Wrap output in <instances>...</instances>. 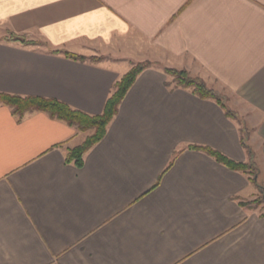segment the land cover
<instances>
[{
  "label": "crops",
  "instance_id": "crops-1",
  "mask_svg": "<svg viewBox=\"0 0 264 264\" xmlns=\"http://www.w3.org/2000/svg\"><path fill=\"white\" fill-rule=\"evenodd\" d=\"M98 52L113 63L63 55ZM127 60L186 71L237 119L154 65L78 167L83 133L0 105V264H264L241 205L264 191V0H0V93L98 116Z\"/></svg>",
  "mask_w": 264,
  "mask_h": 264
},
{
  "label": "trees",
  "instance_id": "trees-1",
  "mask_svg": "<svg viewBox=\"0 0 264 264\" xmlns=\"http://www.w3.org/2000/svg\"><path fill=\"white\" fill-rule=\"evenodd\" d=\"M8 41L19 42L23 45H30L23 39L15 36H10ZM63 55L66 58L72 59L74 61L86 62V60L81 56H75L69 53H64ZM151 67H153V65L150 63L136 66L131 71L122 76L119 81L114 84L112 92L105 103L103 112L98 116H89L77 110H73L56 100L37 97H19L4 93H0V105L8 107L11 110V114L18 120L22 119L25 114L40 112L47 115L50 119L58 120L64 122L70 127H74L81 133L92 132V135L89 136L80 146L71 149L68 153V162H73L76 166L80 167L83 156L105 136L108 125L117 114L119 105L121 104L127 91L135 82L136 78L144 70ZM168 70L169 69L163 71L166 74ZM170 71L173 73L178 72L180 74L182 78V81L180 80L178 82L180 88L190 89L193 91V93L200 97L210 98L217 101L215 97L209 96L212 95L211 90H206V87L201 81H192L186 71H176L174 69ZM203 152L213 157L217 162L228 166L233 170H244L245 165L234 164L217 152L207 149H203Z\"/></svg>",
  "mask_w": 264,
  "mask_h": 264
},
{
  "label": "rangeland",
  "instance_id": "rangeland-1",
  "mask_svg": "<svg viewBox=\"0 0 264 264\" xmlns=\"http://www.w3.org/2000/svg\"><path fill=\"white\" fill-rule=\"evenodd\" d=\"M21 39L28 42L30 45H40L41 44L40 41H31V40H27L26 38H21ZM81 57H83L87 62H90V63L104 64V65H109L110 63H113V60L107 59V57L101 55L99 52L94 54V55H91V56H81ZM127 62H128V66H129V71H131L136 66L145 65L147 63H150L153 66L156 65L157 67L162 68L163 70L169 69L167 71L166 75H167V77H169V80L171 81V83L174 86L179 87L178 82L180 80L182 81V78L178 72L173 73L172 71H170L173 69L167 68L161 64L153 63L149 60L141 61V62H136L133 60H127ZM176 71H180V70H176ZM181 71H183V70H181ZM188 76L192 79V81H196V80H197V82L201 81L204 84V86L206 87L205 88L206 90L207 89L211 90L212 95H209V96L215 97L217 99V101L225 107V111H226L227 115H229L231 118H236V116H235L236 114L233 113L231 110H229L226 107V96L225 95L221 94L220 92L215 91L214 89H211L210 87L207 86V84L204 81H202L198 78H195V77H191L189 74H188ZM241 132H242L243 139L246 138L247 137V130H244L241 128ZM91 135H92V132H85V133L80 135V138L81 139L85 138V140H86ZM243 171L246 174L250 175L251 180H252L253 176L255 175L254 174L255 170H254L253 164L249 163V164L245 165ZM241 205L245 208L255 209L258 213L264 215V191L263 190H259V191L256 190V193L253 196L241 200Z\"/></svg>",
  "mask_w": 264,
  "mask_h": 264
}]
</instances>
